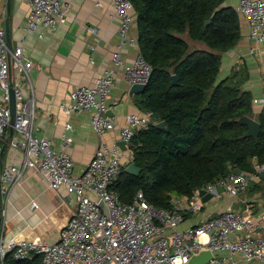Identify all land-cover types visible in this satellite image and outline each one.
<instances>
[{"label": "built area", "instance_id": "obj_1", "mask_svg": "<svg viewBox=\"0 0 264 264\" xmlns=\"http://www.w3.org/2000/svg\"><path fill=\"white\" fill-rule=\"evenodd\" d=\"M113 3L115 15L121 22L120 44L113 54V64L96 78L94 85L76 87L71 93V102L63 105L69 116L90 114L99 138L97 150L81 174L74 172L75 163L69 154L56 151L50 140L34 134L37 107L30 75L33 63L22 46L8 48L6 29L0 28V160L12 128L11 89L16 100L13 131L18 136L9 144L23 154L21 163L3 167L1 195L8 201L27 174L35 172L46 179L52 190L65 187L77 200L76 210L55 243L18 241L2 234V264L9 255L20 263L31 262L39 256L40 264H187L203 248L210 249L214 255L207 264H264V200L258 211H254L253 202L244 199V210L228 206L195 227L180 228L186 212L195 215L203 211L202 191L212 194V199H220L224 194L239 198L253 181L264 177V164H255L252 173L234 172L214 184H207L197 189L191 198L173 197L171 210L155 208L142 191L136 194L133 203H125L114 189V181L126 166L119 143L109 146L103 140V136L116 127L114 119L108 115L107 102L118 69L122 68L124 79L133 85L149 84L153 67L141 53L132 64L123 61L122 52L127 46H139L138 39L132 35L137 17L134 0H113ZM238 12L249 24L252 42L264 46V0H239ZM1 15L6 17V6ZM67 15L68 8L62 0H30L26 31L33 32L38 27L55 31ZM91 31L97 33L96 29ZM253 103L264 105V98H254ZM151 125L148 113L128 115L121 129V141L129 146L138 131L150 130ZM66 130H72V125L67 124ZM72 142V136H63V145ZM220 188L223 192H219ZM100 201L106 203L108 213L100 207Z\"/></svg>", "mask_w": 264, "mask_h": 264}, {"label": "trees", "instance_id": "obj_2", "mask_svg": "<svg viewBox=\"0 0 264 264\" xmlns=\"http://www.w3.org/2000/svg\"><path fill=\"white\" fill-rule=\"evenodd\" d=\"M134 7L140 53L153 67L137 106L158 119L151 118L150 130L138 131L128 146L129 164L141 168L140 175L128 174V164L113 185L125 203L142 191L155 208L171 210L173 197L191 198L236 169L252 173L255 164H264V111L255 115L254 97L243 88L249 78L245 67L219 82L221 54L242 38V15L227 0H134ZM184 36L209 50H192ZM245 116L261 124L258 138L246 137ZM162 121L166 126L156 128ZM41 262L39 256L25 263L11 255L5 260Z\"/></svg>", "mask_w": 264, "mask_h": 264}, {"label": "crops", "instance_id": "obj_3", "mask_svg": "<svg viewBox=\"0 0 264 264\" xmlns=\"http://www.w3.org/2000/svg\"><path fill=\"white\" fill-rule=\"evenodd\" d=\"M7 1L0 2L1 13L4 6L7 7ZM62 1L68 8V15L55 31L43 27H38L33 32L26 31L30 0H11V14L5 18L0 16V28L6 29L9 18L11 48L22 46L26 57L33 63L30 75L37 107L34 134L50 140L56 151L69 154L75 163L74 172L81 174L91 162L99 138L92 127L90 114L69 116L63 105L71 102V93L76 87L94 85L96 78L112 66L113 54L120 44L121 22L115 15L113 0ZM227 5L238 10L239 0H227ZM241 25L242 38L238 46L221 54L219 82L227 78L234 69L243 66L249 73L243 88L251 92L254 98H264V46L252 42L249 24L243 16ZM92 29H96L97 33H92ZM40 35L43 37L40 38ZM132 35L138 39L137 19ZM187 41L191 48L193 43L204 44ZM193 46L194 50H209L206 45V49ZM139 54V46L129 45L123 50L122 59L125 63L132 64ZM118 70L119 74L107 102L108 115L116 123L115 129L103 136L109 146L121 141V129L126 125L128 115L145 114L137 106V100L144 92L130 95L132 85L121 74L122 68ZM12 74L14 75V71ZM263 111L264 105H254L255 115ZM67 124L72 125V130H66ZM65 134L73 137L72 143L63 145L62 138ZM16 136L18 134L9 129L2 154L4 167L23 161L22 151L13 149L9 144ZM124 155V165L127 166L131 153L124 151ZM263 179L264 177L253 181L251 186L263 187ZM214 199L205 203L201 213L188 215L180 228L185 230L195 227L202 220L222 213L228 206L244 210V199L249 203L253 202L254 211H258L263 207L260 205L264 200V190L247 191L239 198L224 194L222 198L216 201ZM76 208V198L65 187L54 191L41 174L29 172L24 182L12 191L8 201L0 196V237L4 234L7 238L18 241L41 240L55 243Z\"/></svg>", "mask_w": 264, "mask_h": 264}, {"label": "water", "instance_id": "obj_4", "mask_svg": "<svg viewBox=\"0 0 264 264\" xmlns=\"http://www.w3.org/2000/svg\"><path fill=\"white\" fill-rule=\"evenodd\" d=\"M11 14V0L7 1V15L8 17ZM6 40H7V45L8 48L11 49V39H10V19L8 18L7 20V25H6ZM9 62L11 63V56L9 55ZM177 77L174 75L173 76V85H177ZM149 84H133L131 89H130V95L133 94H138V93H143L146 91L148 88ZM10 109L12 113V128L11 131L13 132V126L15 123V114H16V100H15V92L13 89H11L10 92ZM151 118L158 119V116L155 114H150ZM241 124L244 126L248 127V131L246 133V137H253V138H258L260 135L261 131V124L253 117L250 116H245L241 119ZM166 126V122H158L156 123V128H163ZM168 130V129H167ZM119 146L121 149L125 152H128V145L124 141L119 142ZM5 149V147H4ZM3 149V152H4ZM3 160H0V173L3 169ZM125 171L133 176H139L141 172V168H139L134 162L130 163ZM242 171L240 169H236L235 173L240 174ZM219 192H223V189H219ZM202 196H204V202H208L213 198L212 194H207L205 191L201 192ZM0 196H1V181H0ZM100 207H102L107 213H108V208L106 206V203L104 201H100ZM214 258L213 252L210 249L203 248L201 251L197 254L192 256L190 261L187 264H207L211 259Z\"/></svg>", "mask_w": 264, "mask_h": 264}, {"label": "rangeland", "instance_id": "obj_5", "mask_svg": "<svg viewBox=\"0 0 264 264\" xmlns=\"http://www.w3.org/2000/svg\"><path fill=\"white\" fill-rule=\"evenodd\" d=\"M184 39H186V40H189L188 39V37H186V36H184ZM190 41V40H189ZM193 45H198V46H200V47H202V48H205L206 49V46L204 45V44H200V43H193ZM192 45V50H194L193 48L195 47V46H193ZM218 198H215L214 199V201H216Z\"/></svg>", "mask_w": 264, "mask_h": 264}]
</instances>
